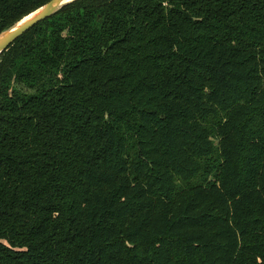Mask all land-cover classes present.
Returning <instances> with one entry per match:
<instances>
[{"label":"trees","instance_id":"1","mask_svg":"<svg viewBox=\"0 0 264 264\" xmlns=\"http://www.w3.org/2000/svg\"><path fill=\"white\" fill-rule=\"evenodd\" d=\"M0 264H264V0H72L10 44Z\"/></svg>","mask_w":264,"mask_h":264},{"label":"water","instance_id":"2","mask_svg":"<svg viewBox=\"0 0 264 264\" xmlns=\"http://www.w3.org/2000/svg\"><path fill=\"white\" fill-rule=\"evenodd\" d=\"M70 1L72 0H50L39 9L25 16L12 27L4 30L0 34V54L24 33L33 28L39 22L54 15Z\"/></svg>","mask_w":264,"mask_h":264}]
</instances>
